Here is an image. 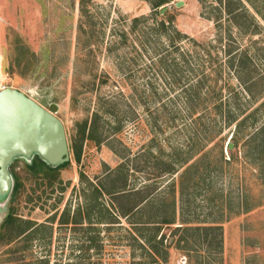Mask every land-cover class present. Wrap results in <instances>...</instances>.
Returning a JSON list of instances; mask_svg holds the SVG:
<instances>
[{
  "label": "rangeland",
  "instance_id": "374dc122",
  "mask_svg": "<svg viewBox=\"0 0 264 264\" xmlns=\"http://www.w3.org/2000/svg\"><path fill=\"white\" fill-rule=\"evenodd\" d=\"M175 1L161 28L152 0H0L4 83L56 103L69 151L10 162L0 264H264V0ZM170 199L172 222L147 221ZM152 226L161 245L134 228Z\"/></svg>",
  "mask_w": 264,
  "mask_h": 264
},
{
  "label": "water",
  "instance_id": "95a60500",
  "mask_svg": "<svg viewBox=\"0 0 264 264\" xmlns=\"http://www.w3.org/2000/svg\"><path fill=\"white\" fill-rule=\"evenodd\" d=\"M165 8L164 4L159 11ZM55 110L53 101L44 107L16 87L0 88V211L5 209L13 189L14 177L9 170L12 160L21 158L29 163L37 156L56 166L69 158L64 128Z\"/></svg>",
  "mask_w": 264,
  "mask_h": 264
},
{
  "label": "trees",
  "instance_id": "16d2710c",
  "mask_svg": "<svg viewBox=\"0 0 264 264\" xmlns=\"http://www.w3.org/2000/svg\"><path fill=\"white\" fill-rule=\"evenodd\" d=\"M167 1L168 0H152V2H151V7L153 8V12L152 13L157 15V16H159V19H158V21L156 23H159L161 28L164 27L165 19H166V21L171 20V14L169 13L168 9H165L162 12L159 11V6L162 5L163 3L167 2ZM224 7H225V10L227 12H230V13H234L235 9H236V7L230 6L228 2H224ZM230 52H231V50L229 48H227V53H230ZM241 57L242 56H240V53H238L236 57H234V55H232L229 58L230 65H233L232 62L234 60L237 63L239 61L241 62ZM189 100L190 99H187L188 102H189ZM194 103L195 102L193 101L188 106L191 110H194ZM80 137L81 138L82 137L94 138V136L91 134V132H87V134L83 135V131H81V136ZM95 139L98 140L97 137H95ZM71 148H72L73 158L75 160H77L78 157H79L80 143L74 142L73 144H71ZM189 156L190 155H188V156H186L184 158H181L182 160H181V162H179V164H182V162L186 161ZM68 162H69V158L67 160L63 161L62 163L56 165V166H50V165L46 164L44 161H42L41 159H39L37 156H34L29 163H25V164L27 165V167L30 170H32L34 172L36 170H41V169H43V171H45V170L46 171H52V170L56 169L57 167H60V166H63L65 164H67ZM190 166L191 165H188V164L185 165V167L183 168L182 171H186ZM171 171H174V170H171ZM13 177H14V184H13V189H12V193L11 194H13L15 192V190L17 188V185H18L14 175H13ZM110 191L111 190L106 189V192L110 193ZM124 193H125L124 190H119L116 193V195H115L116 199L119 196H122ZM147 196H148V194L141 196L135 203H132V205H130V206H122L121 204H118L116 210L120 214H123V215H126L130 211L136 212L137 210H139L140 205H142L140 203L143 200H144L143 201V203H144L148 199ZM154 209H155L154 212H153L154 214L152 213L153 217H150V219L147 220V221L152 222V225H160V223H170V222H172V219L170 217V214L173 211L172 199H170V201L167 202L166 204H164V202H162V201H156L154 203ZM12 222H13V219H12V216H11V211L8 210L6 212V214L4 215V217L2 218V220L0 221V232H1V229L5 230L6 227L8 225H10ZM141 222L144 223L143 221H141ZM154 223H156V224H154ZM22 226H19L20 227L19 231L21 233L26 230V229H21ZM134 228H135V231L140 236L141 241H143V242L147 241V242H150V243L157 242L158 245H161V242H162V239H163V234H162V232L159 233V226H152L151 229H150V232H148V231L145 232V231L141 230L140 227H134ZM190 229L192 230L193 233H195V236L198 234V231H204L205 234H207V235L211 234V243H212V245L214 247H217V246L220 245V233L221 232L219 230V226H211V225L193 226V227H190ZM156 235H158L157 238H155ZM180 237L182 238V236H180ZM162 247L163 248L161 249V251L157 250L156 248H154V250L156 251V254H157L156 256H158V257L160 256L162 259H165L166 258V250H165L164 246H162Z\"/></svg>",
  "mask_w": 264,
  "mask_h": 264
},
{
  "label": "built area",
  "instance_id": "2783aa9c",
  "mask_svg": "<svg viewBox=\"0 0 264 264\" xmlns=\"http://www.w3.org/2000/svg\"><path fill=\"white\" fill-rule=\"evenodd\" d=\"M4 79H5V74L2 72V55L0 53V88L7 86L4 83Z\"/></svg>",
  "mask_w": 264,
  "mask_h": 264
}]
</instances>
